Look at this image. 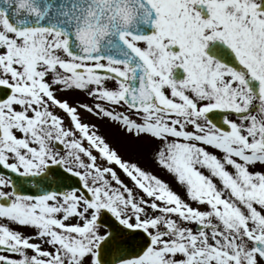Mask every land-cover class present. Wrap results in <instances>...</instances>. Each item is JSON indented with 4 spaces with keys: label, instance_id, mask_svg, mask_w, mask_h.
Returning <instances> with one entry per match:
<instances>
[{
    "label": "snow or ice",
    "instance_id": "snow-or-ice-1",
    "mask_svg": "<svg viewBox=\"0 0 264 264\" xmlns=\"http://www.w3.org/2000/svg\"><path fill=\"white\" fill-rule=\"evenodd\" d=\"M0 264H264V0H0Z\"/></svg>",
    "mask_w": 264,
    "mask_h": 264
},
{
    "label": "rangeland",
    "instance_id": "rangeland-1",
    "mask_svg": "<svg viewBox=\"0 0 264 264\" xmlns=\"http://www.w3.org/2000/svg\"><path fill=\"white\" fill-rule=\"evenodd\" d=\"M102 131H103V133L105 132L104 129H102ZM109 138L112 139V142L114 143V145H116V146H120L119 141L113 139L111 136H110Z\"/></svg>",
    "mask_w": 264,
    "mask_h": 264
}]
</instances>
